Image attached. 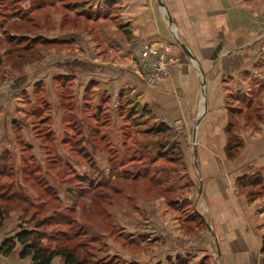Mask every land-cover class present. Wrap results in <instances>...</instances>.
<instances>
[{"label":"crops","instance_id":"0c3cea01","mask_svg":"<svg viewBox=\"0 0 264 264\" xmlns=\"http://www.w3.org/2000/svg\"><path fill=\"white\" fill-rule=\"evenodd\" d=\"M30 3L31 0H21L20 6L27 10ZM77 3L72 8L65 4L64 15L54 14L58 2L41 9L49 10L43 17V20L46 18L44 23L56 26L52 30L44 26L37 35L55 41L52 48L42 52L56 53L49 57L53 60L74 55L78 58L73 60L82 61L63 64L66 69L63 66L62 71L58 68L59 74L73 73L77 78L88 75L81 83V100L87 82L90 78L94 80L92 76L102 61L95 57L98 53L93 52L98 49L96 36L76 28L67 31L64 25L71 20L69 16L73 20L83 18L96 23L101 14L99 22L111 23L112 17L105 19L107 14L101 9L111 5L116 8L121 25L131 33V41L120 38L115 48L117 58L110 62L113 67H105L108 78H98L92 89L105 94L110 101L121 93V100L126 104L141 112L145 110L155 122L169 128L168 133L178 140L176 145L189 182L182 199L202 222L191 230L180 224L176 214L164 208L162 199L151 202L149 219L152 223L139 221L143 224L137 232L142 238L135 246L151 249L149 255L144 252L137 255L135 262L264 264L261 251L264 238V108H261L259 121L244 117L246 110L241 113L243 116L235 132L242 147L231 161L225 153L228 98L232 95L248 97L255 80L260 81L256 75L264 77V56L259 54L264 44V0H84ZM81 10L86 15L82 16ZM168 21L176 30L175 37L186 49L175 45ZM111 26L112 34L115 28ZM114 33L119 35L118 28ZM147 42L156 43V47H169V56L177 61L167 69L165 76L156 80L154 87H147L144 80L152 67L141 66L139 60L132 58L140 45ZM93 56L94 63L84 61ZM113 56L108 57L109 61ZM26 76L22 77V86L32 79L31 75ZM30 87L32 89V85ZM261 104L263 107L262 100ZM2 120L4 117L0 114V130ZM12 121L10 119V128L13 129ZM256 177L259 180H255ZM27 260L22 261L29 264Z\"/></svg>","mask_w":264,"mask_h":264},{"label":"rangeland","instance_id":"374dc122","mask_svg":"<svg viewBox=\"0 0 264 264\" xmlns=\"http://www.w3.org/2000/svg\"><path fill=\"white\" fill-rule=\"evenodd\" d=\"M16 1L19 0H0V11L5 10L2 5H8L9 11H13L17 8H13ZM80 1L84 0H54L59 3L54 14L64 15L65 4L72 8ZM18 8L23 7L19 5ZM48 11L40 10L32 14L33 23L38 26L35 30L32 26H25L21 33L11 32L26 34L32 39L40 35L44 26L48 30L55 29L53 23H44L46 18L43 20V17ZM101 11L107 14L105 19L112 17L111 23L99 22L103 14L96 23H89L83 18L73 20L72 16L68 17L71 20L66 21L65 30L76 28L96 36L98 49L93 52L98 53L95 57L102 61L95 71V77L92 76L94 80L90 78L87 82L81 100V83L88 79V75L77 78L73 73H58L65 66L63 64L74 61L82 63L81 60H73L78 57L65 55L53 60L49 57L56 53L47 55L42 52L55 44L27 55H16L12 51L8 57L4 42L0 43V114L4 117L0 130V193L4 194V200H0V204L6 205L8 212L0 227V244L13 238L20 228L31 229L34 223L52 215L59 218L65 216L75 221V229H80V234L84 236L67 242L61 236L62 232L68 231L67 227L48 228L44 230L45 246L54 248L67 243L76 247L79 243L81 248L78 253L83 254L89 264H138L135 262L136 256L141 252L149 255L148 250L151 249L135 247L142 238L137 228L140 229L143 223H152L149 219L151 202L162 199L164 208L176 214L180 224L191 230L198 222L185 224L195 218L182 199L180 189L186 184V176L177 154H171L167 149L165 151L164 147L158 149L162 144H178V140L169 133L160 137L142 135L143 131H155L159 127L151 115L126 104L125 100H121V93L120 97L118 94L110 101L105 94L92 89V84H97L98 78H108L109 72L105 67H111L110 62L117 58L115 48L119 46L120 38L131 41V33L121 25L116 8L111 5ZM81 15H86L83 10ZM111 25L115 28L113 35ZM168 26L175 45L181 47V41L175 37L176 30L169 21ZM117 28L119 35L114 33ZM24 44L29 47L28 41ZM140 48L132 54L134 60L138 61ZM181 48L186 49L184 45ZM109 52L110 55L114 54L112 61H109ZM95 57H88L84 61L92 64ZM27 74L32 79L22 86V77ZM257 77L262 84L253 85L252 96L239 105L240 110L244 111L246 103L251 104V110L245 112L244 117L253 122L261 120L258 108L262 106L261 100L264 104V77L260 78L259 74ZM96 114L97 124L92 120ZM242 116H237L236 123ZM10 119H13L15 133L10 128ZM96 127L98 130L93 134ZM87 142L96 143L98 150H91ZM161 154L164 159L151 165V161ZM123 173H126L128 180L120 176H125ZM135 175L145 177L132 181ZM151 176L160 180L161 185L155 186L157 182L154 178L149 179ZM103 194L109 195L107 202L100 198ZM9 197L10 201L7 200ZM173 199L174 205L169 208V200ZM32 218L34 222L30 221ZM69 236L70 233L66 237ZM18 250L19 247L9 256L0 255V264H24L26 261L18 258ZM57 259L63 264L60 258ZM56 261L54 264H59Z\"/></svg>","mask_w":264,"mask_h":264},{"label":"trees","instance_id":"16d2710c","mask_svg":"<svg viewBox=\"0 0 264 264\" xmlns=\"http://www.w3.org/2000/svg\"><path fill=\"white\" fill-rule=\"evenodd\" d=\"M30 4H31L30 8L27 10H24V9L18 8V6L20 5V0L16 1L13 5V8H15L14 6H17V8H15L11 12L9 11L8 5H2V8H5V10L4 12L0 11L1 12L0 13V32H2V36L0 37V43H2V41L4 42L3 44L7 48L6 56L8 57L12 51H13L12 53L13 54L15 53L16 55H22L21 53L27 55L30 52H34L36 50L38 52L39 49L42 50L43 48H45L46 45L48 46V45L53 44L52 41H48L39 36L32 38V39L28 38L27 36H24V34L22 35L19 34L18 36H10V34L13 33L11 32L12 30L18 33H21L23 32L22 27H25V26H32L33 30H35L38 26L33 23L32 14L36 11H40L41 9L47 6H51L55 4V2L54 0H31ZM64 26H66V23ZM64 26L62 24V27ZM26 41H28L29 47L28 45L24 44ZM256 84H258L257 86H259V84H262V83H260V81L258 80H255V85ZM251 96H252V93H250L248 97L232 95L228 98L227 103H226V108H227V112L229 115V123L226 128L227 144H226L225 153H226V158L230 161L236 157L238 151L242 147V142L237 137L236 132H235V129L238 123V122L236 123V118L237 116H240L241 113L243 112V110H240L239 105L243 104L244 100L250 98ZM246 104L247 106L246 108H244V110H246L247 112L248 108L251 107V104L250 103H246ZM260 104H261V101H260ZM261 107L258 108V111H261ZM142 112L146 113L145 110H143ZM95 116L96 118L92 120H94V122H96L97 124L98 115L96 114ZM256 120L259 121L258 119ZM97 130L98 128L96 127L93 134H96ZM168 131H169V128L166 125L159 124V127L155 131H152V130L143 131L142 135L160 137L163 135L165 136L168 133ZM86 144L91 150L93 149L98 150L96 143L90 144L87 142ZM162 147L165 148V151L166 149L169 150L171 154L176 153L178 156V160H179L178 162H180L181 166L184 168V165L182 162V156L176 144L167 145V146L165 144H162L158 146V149ZM163 156L164 155L161 154V156H158L157 158L153 159L151 161V165H154L157 162H160V160H163L164 159ZM110 171L112 170L110 169ZM123 174L125 176H122V175L120 176L125 177V180H128L127 179L128 176L126 175V173H123ZM144 177L145 175H142V176L135 175L132 178V181H137L138 179H144ZM153 178L154 177L151 176L149 179H153ZM153 180L157 182L155 186L161 185L160 180L156 178H154ZM255 180H259V177H256ZM185 182L186 184L180 189V191L183 194L185 190L189 187V182L187 181V178ZM3 195H4L3 193H0V200H4ZM108 196L109 195L107 194H103L102 196L100 195V198L102 199V201L107 202L109 200ZM7 200L10 201V197ZM21 201L24 202V200H21ZM24 203L25 205H27L26 202ZM173 205H174V199L169 200V208H171ZM6 208H7L6 205L0 204V227L2 226L6 216L8 215ZM194 218L195 220L190 219L189 220L190 222L188 221L186 222L190 224H195L197 221L199 225L195 224V227L201 226L202 222L200 218L195 214H194ZM30 221L34 222L33 218ZM59 226H65L68 228L67 232L64 231L61 233V236H63L67 242L71 240H75V239H80L82 238L81 236H84L83 234H80L82 233L80 229L79 230L75 229V227H77V224L75 223L73 219L72 220L66 219L65 216L59 218L55 215H52L51 217L44 218L34 223L31 229L20 228V230L17 233H15L13 238L4 240L0 244V255L9 256L11 253L14 252V250H16L17 247H19L18 258L20 260L29 259V264H52V261L55 258H60L63 264H89L85 256H83V254L78 253L79 248H81V244L79 243H78V246L76 247H73V246L71 247L66 243L63 245H57L54 248H49L43 244L44 240L46 239L44 230L48 228H52V227H59ZM69 233H70V236L66 237L67 234ZM261 251L264 252V238H263Z\"/></svg>","mask_w":264,"mask_h":264},{"label":"built area","instance_id":"2783aa9c","mask_svg":"<svg viewBox=\"0 0 264 264\" xmlns=\"http://www.w3.org/2000/svg\"><path fill=\"white\" fill-rule=\"evenodd\" d=\"M260 53L264 56V44L261 46ZM138 55L141 66L152 67L145 80L148 87H154L156 80L165 76L167 69L177 62L169 56V47H156V43L143 44Z\"/></svg>","mask_w":264,"mask_h":264},{"label":"water","instance_id":"95a60500","mask_svg":"<svg viewBox=\"0 0 264 264\" xmlns=\"http://www.w3.org/2000/svg\"><path fill=\"white\" fill-rule=\"evenodd\" d=\"M181 47H182V45H181Z\"/></svg>","mask_w":264,"mask_h":264}]
</instances>
